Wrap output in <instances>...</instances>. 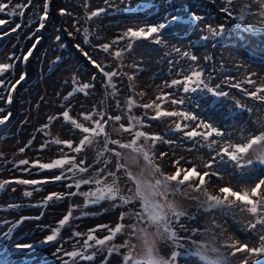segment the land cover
<instances>
[{
  "label": "snow or ice",
  "instance_id": "obj_1",
  "mask_svg": "<svg viewBox=\"0 0 264 264\" xmlns=\"http://www.w3.org/2000/svg\"><path fill=\"white\" fill-rule=\"evenodd\" d=\"M50 2L51 0H45L42 12L35 14L37 18H34L31 23L37 26L27 37L28 39H32L36 33L45 29L46 22L49 20ZM165 2L170 3V0ZM104 3L105 7L86 14L85 20L90 21L99 17L107 13L109 8L116 12H125L136 7L131 0L127 2L120 0V4L124 5L123 8L116 4L115 0H104ZM32 6V0H28L27 4L16 5H12L11 0L8 2L0 0V14H6L9 17L18 15L23 18L24 13ZM149 6L142 4L140 7ZM220 11L229 19L236 21V28L241 34H252L257 25L264 31V0H222ZM64 14L65 10L61 9L60 15ZM203 20V17L194 13H190L185 20L175 15L173 11L165 9L164 14L158 16L155 22L148 23L147 19L144 21L135 19L132 21L135 27L127 26L120 34L110 38L109 42L93 47L97 53H103L106 57L117 60H121L123 53L131 51L137 41H148L167 48L169 44L165 39L166 30L178 23H188L201 32L200 42L218 43L225 33L224 25L214 27L211 24L202 23ZM7 23L11 21L0 19V26ZM21 27L22 25L17 23L10 32H16ZM76 30L81 31L80 28ZM10 32L0 35V39L4 35H9ZM72 35L73 33H69V36ZM83 35L84 44H89L87 28L83 29ZM41 39L42 37L36 36L34 43L25 54H11L9 59L13 61L12 63H0V77H2L0 78V102L4 104L0 106V125H5L11 118L12 112L8 106L13 103L12 94L27 77L26 72H22L19 79H11L4 74L14 70L17 62L26 65ZM56 41H61L59 35L56 36ZM195 46L196 41H190L188 48L171 45V51L165 52L166 57L175 54L173 59L169 60V71L175 70V76L170 81L157 85L158 93L147 103L139 104L129 98L126 101V109L121 110L122 114L113 116L108 112L106 100H102L104 107L100 110L94 108L90 112L80 113L82 120L87 123L80 122L70 115V105L65 106L58 116L49 117L50 122L62 117L63 121L70 125L68 130L75 138L67 140L55 138L49 141L48 143L59 146V158L49 162L32 161L31 168L50 172L58 169L59 174L54 173L50 178L42 179L20 178L14 181H0V190L12 183L37 186L60 182L65 188L76 190L81 189L82 186H88V190L83 192L50 193L42 202L44 206H47L48 202L62 201L75 195L82 196L86 206L87 204L98 205L103 201L113 202V207L135 206L138 203V208L134 207L132 210L121 212L119 215L121 222L114 227L98 225L90 229L86 233V239L80 245V251H66L63 244H60L53 253L57 258H61L59 254L63 253L64 256L72 258V264H78L80 260L92 262L96 255L106 251L108 260L111 259L112 254L119 253L122 256L121 264H179L182 256L198 258L203 264H264V172L260 171V168L264 166V124L258 130L242 126L237 134L230 130V128L235 129V125L221 126L189 108L192 104V95L203 93L210 94L214 98L234 100L237 109L247 111L251 115L255 106L248 107L242 104L239 99L230 96L229 91L222 90V84L228 88L238 89L252 101L264 105V74L256 71L248 72L247 66L237 63L233 70L240 74V79L229 74L224 76L221 82L213 85L212 81L215 77L212 73L205 74L204 67L197 63L200 58L190 50ZM75 47L102 74L101 80L98 81L97 76L93 75L92 81L100 82L105 89H111L107 96L115 98L117 95L118 89L113 78L127 76L130 82L135 80L134 75L122 73L118 69L106 71L105 66L94 59L93 55L85 51L81 45H75ZM203 59L206 63H211L213 58L205 56ZM59 62L58 57L56 63ZM122 63L121 60V65ZM241 67L245 69L243 73H240ZM254 77H259V80ZM72 83L75 86L73 91L84 95H89L88 90L95 88V83L81 84L75 75ZM129 89L134 91L135 85L130 83ZM145 94L141 91L139 96L142 98ZM72 95L73 92H70L63 99L69 101ZM116 106L120 108L118 101ZM134 107L142 108L144 110L142 115L137 116L133 111ZM195 107L199 108V105L196 104ZM122 120H126V123H121ZM152 121L165 125L164 135L144 130L152 127L150 123ZM47 127L48 125L44 126V128ZM112 132H115L118 137L127 134V141L120 138L113 139ZM101 137L103 138L102 150L98 152L95 163H100L102 166L97 168L80 154L98 143ZM157 144L169 145L170 150L161 152L157 157L155 154ZM30 146L29 143L20 148V153H24ZM46 146L47 143L42 144L41 149ZM173 146H179L190 154L196 152L197 156L177 157ZM165 156L169 158L171 166L175 169L171 174L163 172L162 166L157 163V159H163ZM113 157L115 164L109 167ZM29 164V159H21L17 167ZM31 168H25L22 171L30 173ZM68 180L72 183H66ZM121 180L125 181V187L121 186ZM234 180L235 183H233ZM210 185L214 186V190H209ZM35 190L40 191L39 188ZM12 191H15V188H12ZM32 195V191L24 192L26 197ZM177 196L195 201L197 212L202 210L210 214L203 232L187 227L186 222L196 219V216L188 214L177 201ZM18 206L9 204L7 208L11 210ZM238 216L241 219L237 220ZM225 217H231L240 225L239 229L230 233L227 220L220 222V219ZM40 218L34 217V219ZM80 218V216L73 217V210L70 208L59 220L58 226L51 228V234L40 243L42 245L58 243L60 232L69 224L70 219ZM25 219L29 218L22 217L13 222L6 219L0 221V237H2L0 247L9 250L8 254L0 257V264H11L9 256L12 252H25L37 246L34 243H21L15 236L16 228ZM125 219L134 222L125 224L123 223ZM4 225H8L7 228H4ZM104 229H107L108 234L103 238L95 235L97 231ZM125 231L129 239L123 244L109 243L117 234ZM178 231L188 235L182 239ZM237 233L244 235L241 237ZM73 235L81 237L85 234L74 232ZM185 240L190 242L191 247L185 251L178 250L186 248L183 242ZM161 242L168 244L171 248L167 255L161 254L159 250L158 246ZM90 249L94 251L89 252ZM120 249H127V252L121 253ZM12 259L19 260L18 257H12ZM63 264H68V261L63 260Z\"/></svg>",
  "mask_w": 264,
  "mask_h": 264
},
{
  "label": "rangeland",
  "instance_id": "obj_2",
  "mask_svg": "<svg viewBox=\"0 0 264 264\" xmlns=\"http://www.w3.org/2000/svg\"><path fill=\"white\" fill-rule=\"evenodd\" d=\"M79 4H75L73 0H55L53 3L54 10L56 13L50 12L49 7V24L41 32L36 33V36L43 38L46 36L48 44H41L34 51L37 54V60H31L29 58L28 63L22 64L17 62L14 70H10L4 75L10 77L11 79H19L22 72H26L27 76L30 78L25 86V89L20 93V97L15 106L14 100L11 106H8L9 110L12 112V116L5 125H0V181L4 180H15L20 178L28 179H42L50 178L53 174H59L60 170L53 171H39L35 168H31V162L39 160L40 162H49L50 160L59 158L60 153L58 151L57 145L48 143L52 139L59 138L67 140L70 138H75L73 134L68 130L70 125H67L62 117L60 119H55L49 121V117L58 116L65 106L70 105L71 111L70 115L77 118L80 122H84L80 117L82 112H90L94 108L100 110L104 107L101 103L102 100H106L108 106V112L115 116L117 114H122V109H126V101L132 98L134 101H139L147 103L155 98L159 89L157 85L163 84L169 77H166L163 81L160 77H164L160 74V67L162 59L165 52L171 49V45L180 46V42L184 48H188L189 41L191 40L190 35L188 40L180 39L187 37V34L182 35L178 40H168L169 47L163 48L161 46L151 44L149 42L141 45L140 41L135 42L133 49L131 51L122 54L121 60L123 61L121 65V60L113 59L112 57H106L103 53H97L94 49V45H98L104 42H109L110 38L117 36L127 26H133L132 21L134 19H119L115 22L114 18L104 19L103 22L98 21L97 27L94 19L86 21V14H90L93 8H97L100 5L106 6L104 0H77ZM139 0H131L132 4H136ZM213 5H217L218 0H212ZM8 2V0H5ZM28 0H11L12 5L16 4H27ZM99 2V3H98ZM127 2V0H126ZM45 0H32L33 6L28 8L24 13L23 18L20 16L10 17L11 23H7L4 31L8 33L12 28L16 27L19 23L22 25L21 29L16 31L17 36L15 43V32H10V34L0 42V63H5L9 59V56L13 53L16 55H22L27 52V50L34 43L36 36L32 39L27 37L33 33L36 28L35 23L31 21L36 17L37 12H42L43 4ZM97 3V4H96ZM116 4H120V0H115ZM173 8L172 5L168 4ZM182 7H186L185 3H182ZM65 10L64 15H60L59 11ZM148 7H145L142 13V18L139 19L144 21L146 18V11ZM222 14L227 17L223 12ZM9 17V16H8ZM0 19H6L5 14H0ZM53 22H52V21ZM79 21V23H77ZM151 21L148 23H152ZM219 24L225 22H217ZM215 27V25H214ZM77 28L81 31L77 32ZM87 28L89 31L88 39L89 44H84L83 29ZM2 31H0L1 33ZM69 33H73L69 36ZM61 37V41H56V36ZM67 35V36H66ZM100 37V39H97ZM69 40L67 47L61 49L60 52L57 50V46L65 40ZM167 40V39H166ZM19 41V43H18ZM48 45V46H47ZM75 45H81L85 51L91 53L93 58L101 62L105 66L106 71H112L118 69L122 73H127L128 75H134L135 80L129 81L127 76H119L113 78V82L117 85V95L115 98L107 96V93L111 89H105L102 87L100 82L92 81L93 75L97 76L98 81L102 79V74L98 69L87 66L88 60L85 56L77 50ZM38 46V45H37ZM36 46V47H37ZM123 44L121 45V47ZM115 47V46H114ZM48 50V51H47ZM196 56H200L199 49H190ZM136 52V67L135 71L131 70L130 65L135 62L133 60V54ZM42 53H44L42 55ZM34 54V52H33ZM261 55V57H263ZM60 58V62L56 63L57 58ZM252 60V59H251ZM13 62V61H12ZM201 59L197 62L200 64ZM119 66V68H118ZM98 70V71H96ZM136 73V75H135ZM80 81V83H95V88L89 89V95H84L83 93H75L74 85L72 83L73 76ZM171 76H175L171 75ZM2 78V77H0ZM27 78V77H26ZM26 81V79L24 80ZM23 81V82H24ZM22 82V83H23ZM133 83L135 85V92L130 91L129 84ZM73 95L70 97L69 101L63 99L67 96L69 89ZM143 91L146 94L141 98L139 93ZM134 92V93H133ZM67 93V94H66ZM197 94L192 95V106L198 104L199 108H196V112L204 113L203 101L196 100ZM117 101L120 104V108H117ZM0 106H4L3 102H0ZM165 107H168L165 105ZM134 113L137 116L142 115L144 110L139 108H133ZM121 123H126V120H122ZM152 127L145 128L147 132H156L154 123L150 122ZM48 125L47 128H44ZM50 133V135H46ZM112 138H120L123 141H127L128 136L124 134L118 137L115 132L111 133ZM31 144L29 148H26L24 153H20L19 149L25 147V145ZM47 146L41 149L42 144ZM103 138H99V142L94 146L88 148L86 152H82L80 155L84 156L88 163L94 164V167H101L100 163H95L97 159L98 152L102 150ZM114 147V146H110ZM177 157L192 156L196 157L197 153H188L185 149L179 146H173ZM170 150V146L163 144L157 147L156 155L158 156L162 151L167 152ZM67 151V149H65ZM203 151V150H202ZM75 155V154H73ZM107 155V154H105ZM21 159H29V165L18 166ZM199 162V161H198ZM115 164V158H112V162L109 167ZM160 166H162V171L166 174H171L174 172V168L171 166L169 158L165 156L159 161ZM31 168L30 173L22 171V169ZM85 176L88 174H84ZM66 183H72L71 180L66 181ZM121 186L125 187V181L121 180ZM235 183V180L233 181ZM18 184L12 183L5 187L0 193V221L8 220L9 222L18 221L22 217H28L29 219L23 220L22 223L18 225L15 230V236L21 243H29L35 240H40L51 234V228L57 227L60 219L67 214L69 209L73 210V217L80 216V219H70L69 224L61 230L58 237V243L49 244L42 248H37L33 252H18L10 256L11 264H63V260H67L68 264H72V258L64 256L63 253L59 254L61 258H57L53 253L56 252V248L63 244L66 251L77 250L80 251V245L83 240L86 239V233L90 229L96 228L98 225H109L113 227V224L117 221L118 215L121 211L131 210L132 206L129 205L121 210V207H113V202L103 203L98 205L87 204L84 198L80 195L72 196L69 199L62 201L48 202L47 206L42 203L44 198L50 193H61L67 191H79L83 192L88 190V186H82L81 189H67L60 182L48 183L46 185L19 187L12 191V187ZM35 188H39L40 191H36ZM209 190H214V186L210 185ZM25 191H32L33 195L31 197L24 196ZM194 195V194H193ZM186 198V197H183ZM69 203H73L68 208ZM195 201H191L193 207H195ZM9 204L19 205L11 210L7 208ZM138 203L134 206L138 208ZM133 207V208H134ZM194 210V208L192 209ZM66 213V214H65ZM199 212H197L198 214ZM41 217L40 219H34V217ZM209 213H205L203 222L207 221ZM200 216H196L197 219ZM227 220L229 226V232L235 231V229L230 225L231 220L221 218L220 222L223 223ZM123 223L128 224L129 219H125ZM50 226L44 228L43 226ZM8 225H4L7 228ZM74 232H81L85 235L81 237H76L73 235ZM107 229L97 231L95 235L99 238L107 235ZM128 239L127 232L122 237L116 236L110 244H123L125 240ZM190 246V242L188 243ZM7 249V248H6ZM164 255H167L171 248L168 244L163 243L161 246ZM8 250V249H7ZM94 251L90 249L89 252ZM121 253L127 252V249H120ZM107 252L103 251L96 255L94 261L85 262L78 261V264H121L122 256L119 253H114L111 255V259H106ZM12 257H18L17 259H12ZM179 264H203V262H197L195 257H188L186 260L179 259Z\"/></svg>",
  "mask_w": 264,
  "mask_h": 264
},
{
  "label": "trees",
  "instance_id": "obj_3",
  "mask_svg": "<svg viewBox=\"0 0 264 264\" xmlns=\"http://www.w3.org/2000/svg\"><path fill=\"white\" fill-rule=\"evenodd\" d=\"M256 27V26H255ZM257 27L259 28V26L257 25Z\"/></svg>",
  "mask_w": 264,
  "mask_h": 264
}]
</instances>
